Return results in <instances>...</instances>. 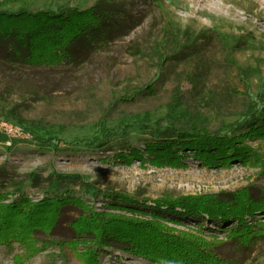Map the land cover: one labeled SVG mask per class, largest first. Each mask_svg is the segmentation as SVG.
<instances>
[{
    "label": "rangeland",
    "instance_id": "1",
    "mask_svg": "<svg viewBox=\"0 0 264 264\" xmlns=\"http://www.w3.org/2000/svg\"><path fill=\"white\" fill-rule=\"evenodd\" d=\"M95 1L0 0V8L15 10L34 4L51 10L86 9ZM215 2L223 4L224 8L216 9ZM229 6L242 16L252 15L255 22H264L262 0H127L126 7L130 9L127 25L83 62L38 66L0 58V167L12 172L7 185L1 187L4 190L2 201L18 199L21 193L37 201L47 193H64L69 189L74 195L82 196L86 206L102 218L118 215L143 219L149 213L127 209L119 204L120 200H111L109 193L155 199L224 190L235 192L255 186L264 195V130L248 132V118L264 116V23L260 29L244 21L232 24L226 9ZM199 7L204 10L198 12ZM208 35L218 39L219 48L230 52L233 63L242 70L256 107L250 116L236 112L235 102H232L235 93L226 88L225 79L230 74L221 72L223 68H214L212 58L207 56L209 46L201 41ZM191 72L195 73L183 88L192 93L190 100L195 108L207 117L217 110L223 111V130L234 135L228 142L220 137L222 139L216 142L221 144L208 158L207 152L188 148L179 149L181 157L177 161H160L145 148L147 140L169 130L167 116L186 112V103L172 107L162 104L127 121L109 118L101 125L79 122L43 126L26 119L37 106L59 102L74 88L100 79L117 83L116 93L124 94L135 88L130 77L156 74L164 79L165 88L173 76ZM19 80L21 83L17 84ZM82 103V108H74L78 117L81 120L96 118L85 108L101 105V99L97 97L93 102ZM163 121L165 125L160 123ZM6 124L26 135L24 138L8 135L3 131ZM133 147L140 149V156L131 154ZM120 153L127 155L126 158H121ZM66 178L68 180L63 181ZM188 213L162 220L172 227L196 233L215 248L228 243L223 249L235 250L241 255L242 250L228 239L229 229L236 223L233 217ZM254 223H264V208L252 216L247 215V225ZM258 227L262 225L252 228L259 230ZM39 235L33 243L25 245L18 241L0 243V264L209 262L201 256L185 254L171 260L148 257L106 243L99 246L70 242L57 233ZM260 243L242 264H264V242ZM93 247L95 253L91 252ZM246 253L250 254L249 250Z\"/></svg>",
    "mask_w": 264,
    "mask_h": 264
},
{
    "label": "trees",
    "instance_id": "2",
    "mask_svg": "<svg viewBox=\"0 0 264 264\" xmlns=\"http://www.w3.org/2000/svg\"><path fill=\"white\" fill-rule=\"evenodd\" d=\"M126 1L96 0L86 9L67 7L51 10L34 4L20 6L15 10L0 8V58L21 65L38 66L83 62L97 47L127 25L130 9L126 7ZM201 41L209 46L207 56L212 58L214 68H223L221 72L230 74L225 79V87L235 93L232 102H235L233 106L236 112L242 116L253 114L256 107L246 78L233 63L231 53L219 48L221 45L216 37L208 35ZM226 65L229 67L224 68ZM194 73L173 76L165 88L162 76L143 73L129 78L135 82V88L124 94L116 93L117 83L100 79L91 85L74 88L67 92V98L59 102L37 106L26 119L43 126L79 122L101 125L102 121L109 118L127 121L162 104L172 107L177 103H186L185 113L166 117L168 133L161 131L163 133L151 137L145 142V148L160 161H177L181 157L179 149L188 148L203 150L207 152L208 158L213 155L211 151L221 144L217 143L222 139L220 137L228 142L234 135H228L223 130V111L217 110L207 117L200 114L193 105L190 100L192 93L183 85L191 80V74ZM236 82L240 85L237 86ZM97 97L101 99V105L97 106L100 110L96 106L85 108L96 118L81 120L74 108H80L83 101L93 102ZM248 119V132L264 130V116H250ZM160 123L166 124L165 121ZM212 145L213 148L210 147ZM130 152L141 155L137 147L130 148ZM119 156L126 158L127 155L120 153ZM10 177L12 172L0 167V243L18 241L25 245L27 242L33 243L41 235L39 233H57L70 242L95 243L99 246L106 243L148 257L171 260L185 254L188 257L201 256L208 259L206 264H242L250 258L260 242H264V223L247 225V215L252 216L258 209L264 208V195L255 186H246L235 192L224 190L179 197L168 195L155 199L109 193L111 200H120L121 206L149 214L143 219L118 215L102 218L86 206L82 196L74 195L69 189L64 193H47L37 201H31L21 193L20 198L4 202L1 199L4 190L1 187L7 185ZM187 212L192 216H202L207 212L210 215L233 217L236 225L229 229L228 239L242 250L241 255L235 250L223 249L222 246L228 243L215 248L196 233L172 227L162 220L163 217L175 219V216L180 217ZM261 225L259 230L252 228ZM247 250L250 254L246 253Z\"/></svg>",
    "mask_w": 264,
    "mask_h": 264
},
{
    "label": "bare ground",
    "instance_id": "3",
    "mask_svg": "<svg viewBox=\"0 0 264 264\" xmlns=\"http://www.w3.org/2000/svg\"><path fill=\"white\" fill-rule=\"evenodd\" d=\"M262 3H264V0H262ZM215 8L216 9H223L224 5L221 3H217L215 2ZM227 12H228V20L232 23V24H238L241 23L242 21L247 22V23H251L254 25V27L256 28H262L263 23L262 22H255L252 18V15H245L242 16L241 13H239L238 11H235L234 8L232 7H227ZM202 10H204V8H198L197 11L201 12ZM247 12V10H245L243 13L245 14ZM262 20L264 21V16L261 15ZM253 22V23H252Z\"/></svg>",
    "mask_w": 264,
    "mask_h": 264
},
{
    "label": "built area",
    "instance_id": "4",
    "mask_svg": "<svg viewBox=\"0 0 264 264\" xmlns=\"http://www.w3.org/2000/svg\"><path fill=\"white\" fill-rule=\"evenodd\" d=\"M8 135L10 136H16V137H22L24 138V136L26 135L22 130L19 131V129H17L16 127H13L11 125H5L4 130Z\"/></svg>",
    "mask_w": 264,
    "mask_h": 264
}]
</instances>
